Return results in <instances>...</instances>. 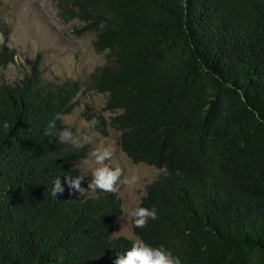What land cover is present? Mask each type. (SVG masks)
Here are the masks:
<instances>
[{
    "label": "trees",
    "instance_id": "obj_1",
    "mask_svg": "<svg viewBox=\"0 0 264 264\" xmlns=\"http://www.w3.org/2000/svg\"><path fill=\"white\" fill-rule=\"evenodd\" d=\"M57 6L107 53L90 81L108 95L121 150L162 170L139 206L157 218L133 227L136 237L180 264H264V0ZM40 76L38 57L24 80L0 87V264H114L135 242L112 237L121 200L70 194L64 177L80 175L73 164L86 152L44 135L80 85ZM92 119L107 136L105 120Z\"/></svg>",
    "mask_w": 264,
    "mask_h": 264
},
{
    "label": "rangeland",
    "instance_id": "obj_2",
    "mask_svg": "<svg viewBox=\"0 0 264 264\" xmlns=\"http://www.w3.org/2000/svg\"><path fill=\"white\" fill-rule=\"evenodd\" d=\"M58 0H0V87L15 85L32 72L33 64L40 59L41 82L54 87L70 81L80 85V92L73 101L71 111L65 116L63 128L74 133L77 129L86 134L95 133L91 143L77 149L85 150L86 156L73 164L84 177L81 187L87 190L91 173L96 165L89 158L95 149H113L112 167H120L123 175L117 186L122 203V214L116 220L113 238L137 239L130 210L139 207L147 187L154 183L162 170L144 163H134L120 148L121 132L110 127L108 122L115 115L106 110L108 95L91 87V76L108 63L107 53H98L94 47L97 33L79 34L84 26L80 20L64 22L59 17ZM94 116L105 120L107 133L89 129ZM87 191L79 195L96 196ZM123 228V230H122Z\"/></svg>",
    "mask_w": 264,
    "mask_h": 264
},
{
    "label": "clouds",
    "instance_id": "obj_3",
    "mask_svg": "<svg viewBox=\"0 0 264 264\" xmlns=\"http://www.w3.org/2000/svg\"><path fill=\"white\" fill-rule=\"evenodd\" d=\"M64 120L65 116L62 113H57L54 119L49 123L44 135L55 136L59 143H66L74 148H79L84 144L92 142L95 133L86 134L79 129L74 133L66 127L57 129V121L63 122ZM95 124V120L89 122V129H93ZM112 157L113 149L109 147L91 151L89 153V158L96 165L91 173V182L88 184L87 190H85L81 187V182L84 180V177L80 175L75 178H72L71 175L65 176L64 181L70 190V194L71 190L79 192L80 194L87 191L111 193L117 191L119 183H128L129 181L127 179L121 180L123 175L122 169L120 167H112L108 163L112 160ZM64 191L65 189L62 186L61 178L57 177L53 181L51 195L57 198V194H63ZM128 216L132 221V227L143 229L147 226L149 220H155L157 218V213L154 208L136 207L129 211ZM116 234L118 233L113 235ZM114 264H180V260L178 257L173 256V254L163 246L152 247L143 240L137 238L135 242L132 243L129 250L124 254L117 255Z\"/></svg>",
    "mask_w": 264,
    "mask_h": 264
}]
</instances>
